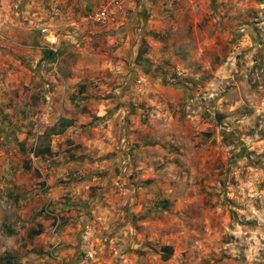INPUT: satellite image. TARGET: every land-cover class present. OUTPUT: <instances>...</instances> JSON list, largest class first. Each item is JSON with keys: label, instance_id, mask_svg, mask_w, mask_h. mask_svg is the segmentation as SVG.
I'll return each instance as SVG.
<instances>
[{"label": "rangeland", "instance_id": "1", "mask_svg": "<svg viewBox=\"0 0 264 264\" xmlns=\"http://www.w3.org/2000/svg\"><path fill=\"white\" fill-rule=\"evenodd\" d=\"M20 1L0 0V264H264V0H168L155 18L136 8L102 25L84 19L91 1L49 24L54 60L39 23L57 0L14 31ZM62 116L76 123L46 137ZM48 144L52 155H35ZM97 159L134 164L120 192L143 190L136 231L88 233L80 214L38 203L30 213L14 183L44 176L36 163L89 172Z\"/></svg>", "mask_w": 264, "mask_h": 264}, {"label": "crops", "instance_id": "2", "mask_svg": "<svg viewBox=\"0 0 264 264\" xmlns=\"http://www.w3.org/2000/svg\"><path fill=\"white\" fill-rule=\"evenodd\" d=\"M60 1L62 0H57L55 3L52 2L55 4V7H52L55 17L51 18L49 22L43 23L41 21V23H39L41 28L51 27V30H53V26L49 24L57 23L60 16L65 12V9H69L70 12L74 13L84 4V7L91 6L88 5V3L95 0H68L66 2L63 0L59 3ZM45 3L46 5H43L42 2L40 6L41 10L37 13L32 9L31 2L21 0L19 3L20 7L15 8L14 12L22 13L25 22L18 23L15 22V19H12V22L8 24L7 27H11L14 31H17L16 28H14L15 24H20V26L23 27L27 24L26 26L29 28L35 27L36 23H38L37 19L41 18V16L39 17L38 15L47 14L49 12L47 6L52 3L48 0H45ZM165 3H169V1L138 0L136 4L130 5L127 10L138 8V11H144L145 16H149L150 18L154 16L155 18L158 10ZM37 7L38 6H35V8ZM11 9L13 10V8L10 7V10ZM59 22L63 25L66 24L64 19ZM14 31L13 33H15ZM74 123H76L75 120ZM101 154L100 156H107L103 155L105 153ZM81 164H84V162L56 160L51 161L45 168L43 165L37 167L38 163H36L33 164V170L34 168L44 169V176L38 177L31 171H28L21 180L19 178L16 179V181H14L15 184L20 182L22 186L26 185V191L23 193L22 197H24L23 202L29 201L31 206L29 212L32 213V208L38 203L41 209H52L61 212L62 215L78 213L80 214V216H78L79 221L88 228L85 232L90 233L91 230L102 226L114 232L113 237H120L122 232H130L131 229L136 231L137 224L145 223L143 220L146 215H139V208L141 206V198L139 196L143 194V190L141 191L136 187L132 188L133 185H131L130 195H132V197L129 196V199H127L128 195L123 196L120 192L124 191L120 185L121 180L126 179L124 177V172L127 171L129 167L134 166L133 163H128L125 159L123 161H101V159H97L94 163L88 162V164H92V170H89V172L78 169L81 167ZM48 168H50V170ZM69 169L76 171L74 174L75 176H70ZM97 185L100 187L98 194L88 198L89 188ZM65 192L67 197L71 196V199L63 197ZM130 200L131 203H129ZM128 203L131 206L130 211L124 210V206ZM81 210L82 212H80ZM69 211L71 212L69 213ZM38 219L46 221L43 214H39ZM149 219L150 217L146 218V223ZM70 221H74V219L68 220L66 223H61L59 229L60 234H57L59 241H63L67 237L66 233L70 228L76 231L77 228L74 226L76 221L71 224ZM66 227L68 230H65ZM79 233L80 231L78 234ZM72 238H74V236H72Z\"/></svg>", "mask_w": 264, "mask_h": 264}, {"label": "built area", "instance_id": "3", "mask_svg": "<svg viewBox=\"0 0 264 264\" xmlns=\"http://www.w3.org/2000/svg\"><path fill=\"white\" fill-rule=\"evenodd\" d=\"M138 0H99L95 8L88 11L84 16L87 23L102 25L107 22L116 21L119 16L127 11L130 5L136 4ZM45 38L48 40V46L52 51H57L58 36L48 27L42 29Z\"/></svg>", "mask_w": 264, "mask_h": 264}, {"label": "trees", "instance_id": "4", "mask_svg": "<svg viewBox=\"0 0 264 264\" xmlns=\"http://www.w3.org/2000/svg\"><path fill=\"white\" fill-rule=\"evenodd\" d=\"M42 58L54 60L55 59V52L52 50L45 51ZM73 124H74V119L62 116L58 119L57 123L53 127H50L49 129H47L44 134L46 137H51L54 134H57V135L63 134ZM52 153H53V151L51 149L50 144H48L44 147H40L39 149H37V151H35V155H37V156L45 155V154H52ZM39 232L40 231H37V233H39ZM172 252H173V246L166 245V246L162 247V258L164 260H167L170 257V255L172 254Z\"/></svg>", "mask_w": 264, "mask_h": 264}]
</instances>
